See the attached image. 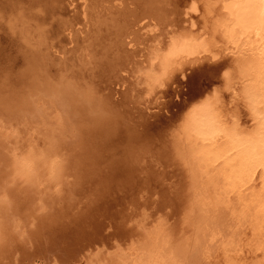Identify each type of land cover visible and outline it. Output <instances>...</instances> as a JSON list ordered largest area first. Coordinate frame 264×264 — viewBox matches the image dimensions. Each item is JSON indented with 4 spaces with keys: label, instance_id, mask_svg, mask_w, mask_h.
Here are the masks:
<instances>
[{
    "label": "bare ground",
    "instance_id": "6f19581e",
    "mask_svg": "<svg viewBox=\"0 0 264 264\" xmlns=\"http://www.w3.org/2000/svg\"><path fill=\"white\" fill-rule=\"evenodd\" d=\"M214 8L211 0H0V204L8 208L13 234L0 264H264V21L237 3L225 7L230 19L222 39L214 37L198 60L231 57L225 60L233 62V71L225 80L232 77L235 85L228 82V92L220 88L230 101L224 92L225 103L220 101L218 91L208 100L205 119L179 127L170 144L161 138L170 146L164 158L174 157L169 160L177 163L185 191L178 196L168 179L177 197L162 192L152 214L146 210L142 219L135 210L125 226L115 218L124 212L123 202L132 209L135 201L124 182L129 177L119 183L112 176L108 154L121 165L128 156L140 162L138 156L151 148L147 139L141 147L134 143L144 108L189 75L187 66L172 85L153 92L138 74L147 48L173 29L207 27ZM225 60L217 63L219 70L229 65ZM210 70V77L220 75ZM206 93L184 100L178 120ZM122 134L127 145L109 149L103 165V146L112 147L111 139ZM139 168L134 177L142 183L150 171Z\"/></svg>",
    "mask_w": 264,
    "mask_h": 264
},
{
    "label": "rangeland",
    "instance_id": "374dc122",
    "mask_svg": "<svg viewBox=\"0 0 264 264\" xmlns=\"http://www.w3.org/2000/svg\"><path fill=\"white\" fill-rule=\"evenodd\" d=\"M159 26L158 27H160V25L161 24H158ZM163 25V24H162ZM200 24H197V26H199ZM157 27V28H158ZM164 26H161V28L164 30V28H163ZM200 27V26H199ZM162 29H160V28H158V29H156V31H163ZM168 29V28H167ZM166 29V30H167ZM160 32H156L155 34H159ZM161 33H163V32H161ZM222 56H225V57H227V55H224L223 53H222ZM222 56H221V59H222ZM230 59H231V57L230 56H228ZM226 58V59H228V60H230L229 58ZM2 60V59H1ZM218 60H220V59H218ZM218 60H216V61H218ZM225 60V59H224ZM212 61V60H211ZM210 60H208V61H206V60H204V62L206 63L207 62V64H211L210 62H211ZM214 61V60H213ZM226 61V60H225ZM233 61V60H232ZM198 62H201V61H198ZM198 62H195L194 64H193V66H188V67H190V68H188L189 70H187V66H186V69L185 70H187L186 72H188L189 73V75H187L188 73H186V75H187V77L186 78H181L180 76V78L179 77H175L176 79H172V80H177L178 78L180 79H178L177 80V83L175 82V84H173L171 81V85H169L168 86V88L171 86V87H173V86H175L176 85V87H174L173 88V91H170V90H172V89H170V90H168V89H166V91L165 92H167V91H169V92H167L164 96H165V98L164 99H161V100H159V101H157V103H155V104H152V102H151V104H152V106L151 105H148L150 108H146L145 106V108L148 110V112H151L150 114H152V115H154V117L152 116V115H150V114H146V112H147V110L144 108V110L146 111L145 112V115H143L142 114V117L140 116L139 118L141 119V118H143V119H141V121L139 122V124L141 125L140 126V128L137 130V132L139 131H141L140 132V134L141 135H139V141L136 143V141L134 142L135 143V145L137 144V147L139 146V147H141V143L143 144L145 141H146V139H147V143H145V144H148V146H150L151 148H150V150H151V152H150V154L151 153H153L152 155H153V158H155V160H156V162H155V160H153V158H152V155L150 156V154H148L147 155V153H148V151H150V150H148L147 149V151H145V152H143V153H145V156L147 155V157H145L144 156V154H142V156L141 155H139L138 157H139V161L140 162H142L143 163V160H141V159H145V158H147V160L145 159L144 160V162L145 163H147V166L145 165V163H143V165H142V163H140V162H138V158L136 159V158H134V157H131V156H128V161H127V163L125 162V164H123L122 163V165H121V162L120 161H116L117 159H116V157H115V159L112 157L113 156V154H111L109 151V149H115L114 147H118V148H123V147H125L126 145H127V142H128V138H127V135H125V136H123L126 132L124 131L123 132V130L124 129H121V128H119V132H120V130H122V132H120V133H124V134H122L121 136H123V138L121 137V136H119L120 138H117V136L116 137H114V139L112 138L111 140L112 141H114V142H112V143H114L113 145H112V147H110L108 144L109 143H111V142H109L108 144H106V145H104L103 147L104 148H102L103 149V151H102V156H104L105 158H103V157H101L100 159L101 160H105V162H103L102 161V163H103V165H105L106 164V158L108 159V157H111V158H109L108 160H110V161H113V166L115 165V168H113V170H111V174H112V176H114V179L115 180H119V181H116V182H119V183H121V181H122V183H129L128 184V186H129V188H128V190L129 189H131V195L130 196H132V198H133V200L131 199V198H129V200L131 199L133 202L135 201V203H133V206H134V208H136L137 207V209H134V208H132V209H134V210H132L131 208H130V205H132V203H130V205H128V206H126L127 204L125 203V202H123V207H124V209L126 210V209H128V208H130L132 211H134V213H135V210L137 211L138 210V216L140 217L144 212L146 213V210H148L147 211V213H151L152 214V212H153V210H152V208H153V205L155 204V202H156V206L158 205V202H160V199L158 200L157 199V201H156V197L155 196H157V198H161V196L163 195V193L164 192H169L172 196H173V193H174V196H175V192H176V190H178L176 193L177 194H179V192H183V191H185V188H184V186H183V188L181 187V185H183L182 184V182L180 181V179H179V176L177 175L178 174V170H177V163H175V166H174V161H170L171 159L172 160H174V157H172L171 155H166V159L164 158V156H165V153L167 154L168 153V149L170 150V148H168V147H166V145H168V144H166L168 141H169V139L170 138H172L173 137V133H177V131H178V127H176V125L178 124V117H179V115L181 114L180 112H182V108H184V105H183V103L185 102L184 100H191V98L193 99L194 97H195V95H197L198 93H199V91H204L205 90V88L207 89V92H210L212 89H213V87H215L214 85H217V86H219V84H221V83H219V82H222L223 80L221 79V77H219V76H221V73L224 71H222V70H219V64H223L222 63V61L221 62H219L218 63V66H217V63H215L216 65V68H215V66H214V64L212 65V66H214V69H216V70H214L213 68H211L212 66H210V68H211V70L208 68L209 67V65L207 66V64H205L203 61V63L201 62V65L203 66V65H206V66H203V67H201L199 64H198ZM209 62V63H208ZM224 62V61H223ZM229 64L230 65V61L228 62V61H226V63L225 64ZM233 63V62H232ZM232 63H231V65H232ZM197 64L201 67L200 69H198L199 67H197ZM194 65H196V66H194ZM221 65H220V68L222 69V67H221ZM229 65H227V67H225L226 65H224V67H225V69H227V68H230L229 67ZM230 65V66H231ZM191 67H196V68H194V70L196 71V72H194V70L191 68ZM218 67V68H217ZM223 67V68H224ZM234 67V65H232L231 66V68H233ZM204 68H205V70L207 69V72L206 71H204ZM197 69V70H196ZM216 72V76L218 75V74H220L219 76H217L219 79H220V81L218 80V78H217V80H216V78L214 77V78H212V77H210L209 75H208V73H209V71L208 70H210V75H212V73L214 72L213 70ZM217 69H218V71H219V73H218V71H217ZM193 72H192V71ZM190 71H191V73H190ZM222 71V72H221ZM231 71H233V69L231 70ZM230 71V72H231ZM214 72V73H215ZM195 73V74H194ZM213 73V74H214ZM218 73V74H217ZM208 75V77H207V75ZM178 74H176V76H177ZM197 75V76H196ZM201 75H203V76H206V77H201ZM232 75V74H231ZM230 75V76H231ZM227 76V75H226ZM226 76H225V78H226ZM15 77V76H14ZM196 77H197V79H196ZM193 78V79H192ZM211 78V79H210ZM227 78H229L228 76H227ZM226 78V79H227ZM231 79L233 80V78L231 77ZM227 80L228 82L229 81H231L232 82V80ZM216 80V81H215ZM222 80V81H221ZM178 81L180 82V83H178ZM194 81V82H193ZM212 81V82H211ZM217 81H219L218 83H216ZM226 81V80H225ZM170 82H169V84H170ZM174 82V81H173ZM207 82V83H206ZM210 82V83H209ZM228 82H226V86H228V87H226L225 86V88L224 89H226L227 90V92L229 91L228 90V88H229V85H227L228 84ZM185 83V84H184ZM188 83V84H187ZM199 83V84H198ZM203 83V84H202ZM209 83V84H208ZM213 83H214V85H213ZM234 83V84H233ZM233 83H231L230 84V82H229V84L230 85H235V82L233 81ZM179 84V85H178ZM198 84V85H197ZM223 82H222V86H220V87H223ZM194 86V87H192V86ZM232 85V86H233ZM179 86V87H178ZM184 86V87H183ZM186 86V87H185ZM196 86V87H195ZM208 86V87H207ZM170 87V88H171ZM181 87H183V88H181ZM203 87V88H202ZM239 87V86H238ZM237 87V88H238ZM202 88V89H201ZM209 88V89H208ZM212 88V89H211ZM231 86H230V90H231ZM179 89V90H178ZM180 89H182V91H180ZM186 89V90H185ZM192 89H193V91H192ZM211 89V90H210ZM219 89V90H218ZM217 90H216V93L218 92V91H220V88H218ZM222 89V88H221ZM224 89H222V90H224ZM191 90V91H190ZM225 90V91H226ZM184 91V92H183ZM188 91V92H187ZM178 92V93H177ZM222 92H224V91H220V93H219V99H221V96L222 95H220ZM227 92H224V99H226V101L228 102V100H229V98H228V96H227ZM182 93V94H181ZM217 93V94H218ZM178 95V96H177ZM187 95V96H186ZM193 95V96H192ZM161 96V94L159 95V97ZM163 96V97H164ZM183 96V97H182ZM186 96V97H185ZM227 96V97H226ZM174 99H173V98ZM223 97V96H222ZM176 98H178V100L176 99ZM223 99V98H222ZM222 99L220 100V101H222ZM223 99V102L225 101ZM186 100V101H187ZM144 101V100H143ZM181 101V102H180ZM140 102V101H139ZM137 103L138 104V106L140 107V105H141V102L140 103ZM161 102V103H160ZM163 102V103H162ZM180 102V103H179ZM185 103H187V102H185ZM220 103H222V102H219V104ZM225 103V102H224ZM140 104V105H139ZM163 104H165V106L167 107H165ZM167 104V105H166ZM162 105V106H161ZM169 105V106H168ZM221 105V104H220ZM142 106V105H141ZM179 106H181V107H179ZM154 107H156V108H154ZM161 107L163 108V109H161ZM164 107L167 109H165L164 110ZM140 108H142V107H140ZM152 108H153V110H152ZM159 109V110H158ZM151 110V111H150ZM243 110H244V112L246 113V110H245V108H243ZM138 111V110H137ZM139 111H140V109H139ZM147 112V113H148ZM159 112V113H158ZM163 112V113H162ZM166 114H165V113ZM243 112V114H241V115H244L245 113ZM139 113H142V111L141 112H139ZM154 113H156V114H154ZM161 113L162 114H164V115H161ZM170 113V114H169ZM178 114V115H177ZM141 115V114H140ZM155 115H157V117H155ZM160 116V117H159ZM165 117V118H164ZM153 118H156V119H153ZM172 118H174V119H172ZM177 119V120H176ZM142 120L145 122V124L144 123H142ZM148 120V121H147ZM139 121V120H138ZM137 121V122H138ZM171 121V122H170ZM172 121H173V123H172ZM159 122H160V124H159ZM151 123V124H150ZM171 123V124H170ZM152 125L151 127L150 126H148V125ZM172 124L175 126H172ZM138 125V124H137ZM143 125V126H142ZM145 125V126H144ZM169 125V126H168ZM172 127H171V126ZM143 129H142V128ZM148 127V128H147ZM170 127V128H169ZM176 128V129H175ZM142 129V130H141ZM163 129H165V130H163ZM172 129V130H171ZM169 132H168V131ZM173 130H176V132L175 131H173ZM154 132V133H153ZM165 132H167V133H165ZM172 132V134H168V133H171ZM166 135V134H168V136L166 137L164 134ZM153 134V135H152ZM155 134V135H154ZM157 134V135H156ZM163 134V136L161 137V135ZM117 135H119V133H117ZM144 135V136H143ZM160 135V136H159ZM148 136V137H147ZM156 136H157V138H156ZM122 138V139H121ZM159 138V139H158ZM161 138H163L164 140H165V138H166V140H167V142L166 141H164L163 139H161ZM168 138V139H167ZM117 139V140H116ZM121 139V140H120ZM145 139V140H144ZM110 140V141H111ZM116 140V141H115ZM127 142H126V141ZM154 140V141H153ZM160 142H162V143H160ZM98 141V140H97ZM100 141V140H99ZM97 142L99 145H101L102 143L101 142ZM118 141V142H117ZM142 141H144V142H142ZM157 141V142H156ZM172 142H173V139L171 140ZM170 141V142H171ZM95 142V141H94ZM124 142H125V144H124ZM153 142H155V143H153ZM159 142V143H158ZM170 142H168L169 144H170ZM96 143V142H95ZM94 143V144H95ZM97 143H96V145H97ZM101 143V144H100ZM106 143V142H105ZM123 143V144H122ZM139 143H140V145H139ZM151 143H153L152 144V146L150 145ZM164 143V145H161V144H163ZM120 144V145H119ZM160 145V146H157V145ZM99 145H98V147H99ZM107 146H108V148H107ZM155 146H157L156 148H155ZM163 146V147H162ZM169 146V145H168ZM160 147L162 148L160 151H159V149H160ZM170 147V146H169ZM118 148H116V149H118ZM159 148V149H158ZM168 148V149H167ZM154 149V150H153ZM113 151V150H112ZM138 151V150H137ZM153 151V152H152ZM154 151H156V152H154ZM158 151V152H157ZM162 151V152H161ZM164 151V152H163ZM106 152V153H105ZM136 152V151H135ZM147 152V153H146ZM161 152V153H160ZM108 153H110V155H112V156H110ZM155 153V154H154ZM160 153V156L159 155H157V154H159ZM107 154H108V157H107ZM163 154V155H162ZM170 154V153H169ZM154 155H157V156H155L154 157ZM162 155V156H161ZM140 156L141 157H143V158H140ZM148 156H150V157H148ZM171 158H170V157ZM131 157V158H130ZM161 157V158H160ZM103 158V159H102ZM136 159L135 161H136V165H135V162H134V159ZM148 158H150V161H148ZM152 158V159H151ZM119 160H121V158H118ZM132 159V160H131ZM170 159V160H169ZM151 160H153L152 161V163H148V162H151ZM166 160H167V162L168 161H170V162H168L169 163V166H168V163H167V165H166ZM130 161V162H129ZM131 161H133V162H131ZM147 161V162H146ZM159 161H161L160 162V165L158 166V165H154V162L155 163H159ZM162 161L164 162V163H162ZM117 162V163H116ZM129 162V163H128ZM140 163V165H142V166H138V163ZM176 162V161H175ZM132 163H133V165H132ZM161 163H162V165H163V168H161L162 167V165H161ZM129 165H130V167H129ZM148 165H150V166H148ZM151 165H154V166H151ZM164 165H166V166H164ZM170 165H173V167H175L176 168V171H172L171 173H170V168H171V170H175L172 166H170ZM133 166H135V167H133ZM137 166V167H136ZM145 168H144V167ZM157 166V167H156ZM139 167H142L143 168V170L145 171V169L147 168L148 169V171H150V173H148L147 175H148V177H147V175H146V177H147V179L144 177L145 176V174L147 173V170L145 171L146 173H144L143 171H142V169L140 170V168ZM153 167V168H155V169H151V168ZM159 167V171L157 170V168ZM167 167H169V169L167 168ZM134 168V170H132ZM135 168H139V170L140 171H138V175L140 174V172L142 171L144 174V176H143V179H142V183H141V179H139V181L138 180H136L137 178L136 177H134V176H136L137 175V171L136 172H134L135 171ZM164 168H165V170H166V172H165V170H164ZM114 169H115V172H114ZM124 169V170H123ZM126 169V170H125ZM179 169V168H178ZM130 170V171H129ZM155 170V171H154ZM164 170V171H163ZM133 171V172H132ZM113 172V173H112ZM119 172V173H118ZM132 172V173H131ZM142 172H141V174H142ZM159 174H158V173ZM168 172V173H167ZM177 172V173H176ZM136 173V174H135ZM161 173H164V174H161ZM165 173H166V175H165ZM175 174L176 173V175H174V176H172L173 174ZM114 174H116V176L114 175ZM129 174V175H128ZM135 174V175H134ZM167 174H168V176L170 175V174H172L171 175V177L169 176V178L167 177ZM118 175V176H117ZM128 176L129 178L127 179V177L126 176ZM132 175V176H131ZM124 176V177H123ZM161 176H162V178H161ZM164 176H166L167 178H165ZM121 179H120V178ZM126 177V178H125ZM177 178V179H175V178ZM125 178V179H124ZM136 178V179H135ZM144 178H145V181H144ZM151 178H153V179H151ZM123 179V180H122ZM127 179V181H129V182H127V181H124V180H126ZM164 179H165V181H167L168 182V179H170V181L172 182H174V184H176L177 185V189L175 190V185H173V183H171L172 184V186L169 184L170 183V181L167 183L166 182V184H168V186L166 185H164L165 183H164ZM167 179V180H166ZM175 179V180H174ZM179 179V180H178ZM132 180V181H131ZM134 180V181H133ZM163 180V181H162ZM124 181V182H123ZM138 183H137V182ZM147 181V182H146ZM148 181H150V182H148ZM175 181H180V183L181 184H179V182H178V184H177V182H175ZM133 182H135L136 184H134V186L132 185V183ZM144 182H146V184L148 185V186H150L151 185V187H148ZM151 182H152V184H151ZM131 183V184H130ZM140 183H141V185H140ZM160 183V184H159ZM125 184V185H126ZM164 186H163V185ZM140 185V186H139ZM160 185H162V186H160ZM179 185V186H178ZM132 186V187H131ZM138 186V187H137ZM144 186H146V187H144ZM156 186V187H155ZM173 186H174V188H173ZM143 187V188H142ZM165 189H164V188ZM168 187V188H167ZM139 188V189H138ZM141 188V189H140ZM147 188V189H146ZM161 188V189H160ZM167 188V189H166ZM173 188V190H171V189ZM182 188V189H181ZM138 189V190H137ZM142 189H143V192H142ZM144 189H146V190H144ZM153 189H155V190H153ZM165 191H164V190ZM141 190V192H139ZM161 190H163V191H161ZM173 191V192H171V191ZM134 191V192H133ZM137 191V192H136ZM154 191V192H153ZM158 191H159V193H158ZM147 192V193H146ZM153 194H152V193ZM155 192H157V193H155ZM163 192V193H162ZM182 192H181V194H182ZM136 193H138V194H136ZM141 193H144V195H142ZM148 193H150V194H148ZM162 193V194H161ZM139 194H141V195H139ZM152 194V195H151ZM154 194H157V195H154ZM161 196H160V195ZM177 194H176V196L175 197H177ZM181 194H179L178 196H181ZM184 194V193H183ZM139 195V196H141V197H137V196ZM148 196V197H150V198H147V200H148V202L145 200V197L146 196ZM153 195H154V197H153ZM136 196V197H135ZM160 196V197H159ZM138 198V199H137ZM143 198H144V200H143ZM140 200H142V201H140ZM154 200H155V202H154ZM147 203H145V202ZM140 202V203H139ZM144 202V203H143ZM153 202H154V204H153ZM125 203V204H124ZM137 203V204H136ZM152 203V204H151ZM141 204H145L144 206H145V208H142V206L143 205H141ZM148 204H150V205H148ZM138 205V206H137ZM148 205V207H146ZM151 205H152V207H151ZM136 206V207H135ZM156 206H154V210H155V207ZM126 207H128V208H126ZM141 208H142V210H141ZM130 209H128V210H126V211H129ZM143 209H144V211H143ZM150 209L152 210V212L150 211ZM125 210H124V212H125ZM130 210V214L129 213H127L128 214V216H129V218L127 219V217H125L126 215H124L125 213L123 212V211H121V213H119V214H121V215H123L122 217H121V215H115V218L117 219V222H118V224H122L123 223V221H125L122 225L123 226H125L126 225V223L132 218V216L131 215H133V216H135V215H137V213H135V214H133V212ZM140 210V211H139ZM142 211V212H141ZM141 212V213H140ZM122 213H124V214H122ZM132 213V214H131ZM144 213V214H145ZM146 215H148V214H145V216ZM117 216H118V218H117ZM124 217V218H123ZM141 217H143V216H141ZM148 217H150V216H148ZM147 217V219L149 220V218ZM120 218V219H119ZM121 218H122V220H121ZM142 219H145V217H143ZM146 219V220H147ZM120 221V222H119ZM131 222V221H130ZM129 223V222H128ZM40 264V263H39Z\"/></svg>",
    "mask_w": 264,
    "mask_h": 264
},
{
    "label": "clouds",
    "instance_id": "9594fccd",
    "mask_svg": "<svg viewBox=\"0 0 264 264\" xmlns=\"http://www.w3.org/2000/svg\"><path fill=\"white\" fill-rule=\"evenodd\" d=\"M211 2L215 4V8L207 27L201 24L198 30H193L191 26L173 29L150 42L145 53V64L138 69V74H142L141 80L147 88L153 92L165 89L177 73L183 74L186 66H192L196 61L203 59L204 48L212 46L214 37L219 41L224 35L222 25L230 19L225 11L227 5L237 3L246 6L252 12L253 18L264 21V0H211ZM224 59L226 58L210 63H219ZM231 70L232 68L225 69L221 74L223 87L215 86L211 92L192 102L181 115L176 127L195 126L206 118L209 98L216 94L217 88L226 86L225 76ZM10 220L7 206L0 204V252L7 250L13 240ZM52 264L59 262L53 259Z\"/></svg>",
    "mask_w": 264,
    "mask_h": 264
}]
</instances>
